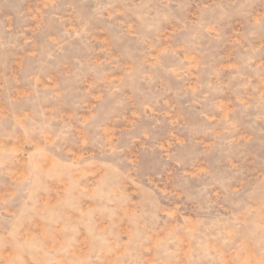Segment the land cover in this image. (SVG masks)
<instances>
[{"label":"rangeland","instance_id":"374dc122","mask_svg":"<svg viewBox=\"0 0 264 264\" xmlns=\"http://www.w3.org/2000/svg\"><path fill=\"white\" fill-rule=\"evenodd\" d=\"M0 264H264V0H0Z\"/></svg>","mask_w":264,"mask_h":264}]
</instances>
